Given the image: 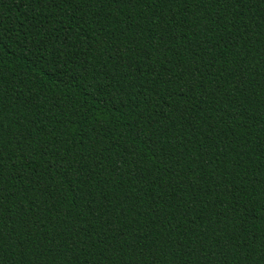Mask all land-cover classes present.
<instances>
[{
    "label": "trees",
    "instance_id": "trees-1",
    "mask_svg": "<svg viewBox=\"0 0 264 264\" xmlns=\"http://www.w3.org/2000/svg\"><path fill=\"white\" fill-rule=\"evenodd\" d=\"M0 264H264V0H0Z\"/></svg>",
    "mask_w": 264,
    "mask_h": 264
},
{
    "label": "snow or ice",
    "instance_id": "snow-or-ice-1",
    "mask_svg": "<svg viewBox=\"0 0 264 264\" xmlns=\"http://www.w3.org/2000/svg\"><path fill=\"white\" fill-rule=\"evenodd\" d=\"M22 2H23V0H22ZM166 2L171 3V2H173V0H166Z\"/></svg>",
    "mask_w": 264,
    "mask_h": 264
}]
</instances>
